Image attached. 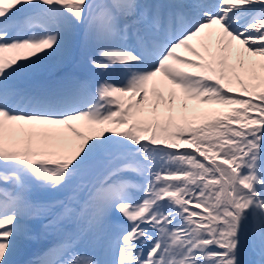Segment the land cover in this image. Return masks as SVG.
I'll return each mask as SVG.
<instances>
[{
    "label": "snow or ice",
    "instance_id": "6c2138e0",
    "mask_svg": "<svg viewBox=\"0 0 264 264\" xmlns=\"http://www.w3.org/2000/svg\"><path fill=\"white\" fill-rule=\"evenodd\" d=\"M37 229L32 264H264V0H0V264Z\"/></svg>",
    "mask_w": 264,
    "mask_h": 264
},
{
    "label": "bare ground",
    "instance_id": "6f19581e",
    "mask_svg": "<svg viewBox=\"0 0 264 264\" xmlns=\"http://www.w3.org/2000/svg\"><path fill=\"white\" fill-rule=\"evenodd\" d=\"M194 47H197L198 50H202L201 44L198 43L197 41H192L191 42ZM181 52L182 55H190V53L185 52L184 50H178ZM5 55H12L11 53H5ZM247 58V54H245V59ZM254 59L259 60V57H255ZM230 63H235L236 58L233 57L230 61ZM56 63L55 58H45L39 67L41 68V71L38 72H30V73H22L19 74L16 77L15 83L25 89H32L37 86H47V85H53L58 83L65 75V71H55V74L53 73L50 74L49 76H42L44 75L45 72L49 71L51 66H54ZM72 71V70H71ZM74 73H76V69L74 68ZM109 75L113 76L115 75L114 71H109ZM119 80L115 81V83H121L123 82V74L119 76ZM76 80H79L75 77ZM89 80V79H88ZM85 82L87 85L91 86V81H86L84 78L83 80H79ZM93 85V84H92ZM96 84L93 85L92 90H95ZM167 91H164V96L167 98ZM151 96V93H150ZM153 100H155V97H152ZM199 101H194V100H189L188 105H189V110L187 112V115L189 117L192 116L191 113V107L192 105L198 104ZM201 107H208L207 105H201ZM163 110V106H161V111ZM203 118V117H201ZM74 125L79 128V121H73L72 122ZM91 127H101L99 125H92ZM87 130L85 129V132ZM67 136L71 137L73 140H76V135L75 133L71 132H65ZM99 170V169H98ZM64 196H61L59 193L55 194V198L60 199L63 198ZM34 239L29 240L24 244V246L17 252V254L13 257L15 264H32V262L29 261V257L32 259H37L42 252L52 245L56 240H57V234L54 231H50L48 233H45L42 229H37L33 232ZM85 249H88L87 245L82 246ZM22 251V252H21ZM27 256V257H26Z\"/></svg>",
    "mask_w": 264,
    "mask_h": 264
},
{
    "label": "rangeland",
    "instance_id": "374dc122",
    "mask_svg": "<svg viewBox=\"0 0 264 264\" xmlns=\"http://www.w3.org/2000/svg\"><path fill=\"white\" fill-rule=\"evenodd\" d=\"M70 67H71V70H73V71H74V67H75L77 73L73 72V74H74V76L77 77V79L83 80V78H84L88 82L91 81V83L93 85H95V84L98 85V83L101 82L104 79H109V80H111L113 82L118 81L120 79L119 76L122 75V73L114 71L115 75L113 77V76L108 74L109 71L95 69L90 64L86 63V61L81 56H77L75 63H73ZM55 71L57 72V70L55 68V65L51 66L49 71L45 72L44 75H42V76H47V75L49 76L50 74L53 75V73L55 74ZM92 84H91V86L87 85V87H88V89L90 91L94 92V90H92V87H93ZM79 123H81V122H79ZM77 130L78 131H85V129L81 128V127L77 128ZM65 132H69V131L67 129H65ZM102 168H103V160L101 161L100 165H98V169L99 170H102ZM59 194L61 196L66 195V193H59ZM245 259L249 260V261H254V260L258 259V257H256L255 255H253L251 253H247L246 256H245Z\"/></svg>",
    "mask_w": 264,
    "mask_h": 264
}]
</instances>
